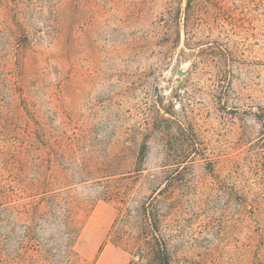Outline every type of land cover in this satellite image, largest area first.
I'll use <instances>...</instances> for the list:
<instances>
[{"label": "rangeland", "instance_id": "rangeland-1", "mask_svg": "<svg viewBox=\"0 0 264 264\" xmlns=\"http://www.w3.org/2000/svg\"><path fill=\"white\" fill-rule=\"evenodd\" d=\"M66 204L85 264H264V0H0V250Z\"/></svg>", "mask_w": 264, "mask_h": 264}, {"label": "trees", "instance_id": "trees-1", "mask_svg": "<svg viewBox=\"0 0 264 264\" xmlns=\"http://www.w3.org/2000/svg\"><path fill=\"white\" fill-rule=\"evenodd\" d=\"M7 213V217L9 218L12 212L8 211ZM36 213L37 207L34 205L32 207V212H30L29 209L15 212L16 217H18L19 214L23 216L22 222L26 224L21 230L23 233L22 237L16 244L12 242L9 244L10 252L4 254L2 249L0 250V264H85L74 248L79 229L77 230L76 228L67 204L60 218V222L63 226L62 245L58 250H55V254L51 251L42 250L38 245L30 242V239H32L30 222L38 215Z\"/></svg>", "mask_w": 264, "mask_h": 264}]
</instances>
